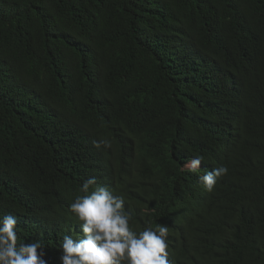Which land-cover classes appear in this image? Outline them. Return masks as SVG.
I'll return each instance as SVG.
<instances>
[{"label": "trees", "instance_id": "trees-1", "mask_svg": "<svg viewBox=\"0 0 264 264\" xmlns=\"http://www.w3.org/2000/svg\"><path fill=\"white\" fill-rule=\"evenodd\" d=\"M197 155L228 174L173 257L264 264V0H0V218L46 264L89 177L136 231L179 229L165 211Z\"/></svg>", "mask_w": 264, "mask_h": 264}, {"label": "clouds", "instance_id": "clouds-1", "mask_svg": "<svg viewBox=\"0 0 264 264\" xmlns=\"http://www.w3.org/2000/svg\"><path fill=\"white\" fill-rule=\"evenodd\" d=\"M220 125L225 124L221 121ZM202 164L203 157L199 155L183 162V170L193 177L165 211L176 219L179 229L167 222L155 226L149 222L143 230L136 231L130 225L132 215L125 210V200L114 192L113 185L98 183L94 176L84 180L78 189L82 194L69 205L79 236H63L59 246L62 264H179L168 237L197 225L201 210L195 203L215 201L220 179L228 174L226 166L204 169ZM18 232V217L6 214L0 218V264H46L43 244L26 243Z\"/></svg>", "mask_w": 264, "mask_h": 264}, {"label": "bare ground", "instance_id": "bare-ground-1", "mask_svg": "<svg viewBox=\"0 0 264 264\" xmlns=\"http://www.w3.org/2000/svg\"><path fill=\"white\" fill-rule=\"evenodd\" d=\"M32 178V177H31Z\"/></svg>", "mask_w": 264, "mask_h": 264}]
</instances>
